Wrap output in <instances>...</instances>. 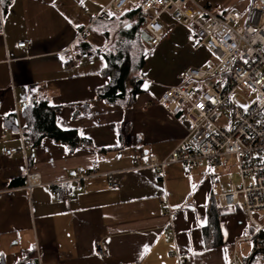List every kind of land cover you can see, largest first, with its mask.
I'll return each mask as SVG.
<instances>
[{
    "label": "crops",
    "instance_id": "crops-1",
    "mask_svg": "<svg viewBox=\"0 0 264 264\" xmlns=\"http://www.w3.org/2000/svg\"><path fill=\"white\" fill-rule=\"evenodd\" d=\"M110 1L12 0L4 13L0 264H229L235 252L244 263L260 248L255 249L243 208L218 206L214 186L220 176L203 165L190 170L179 163L163 170L141 166L150 156L166 158L190 129L182 112L171 113L158 98L166 88L182 84L190 66L212 57L197 46L188 26L163 14L165 34L150 46L141 91L132 100L105 101L98 94L109 82L103 74L105 59L80 56L73 46L83 35L93 41L103 37L89 27L91 17ZM201 1L217 12L244 14L255 3L264 5V0ZM147 21L148 17L145 26ZM25 40L29 44L19 47ZM170 59L178 64L168 65ZM33 96L61 106L58 125L77 130L83 138L75 149L45 137L26 158L20 153L5 155V147L21 145L22 110ZM9 116L15 117V128L13 122H5ZM138 153L141 160H136ZM27 169L40 174L41 185L26 188ZM79 169L91 175L81 178ZM111 179L121 186L110 189ZM213 194L222 213L223 243L218 246L207 245L205 238ZM163 195L172 208L175 237L167 233ZM248 241L253 242V253L241 259L240 252L250 250L242 248ZM98 244L104 253L97 251Z\"/></svg>",
    "mask_w": 264,
    "mask_h": 264
},
{
    "label": "built area",
    "instance_id": "built-area-1",
    "mask_svg": "<svg viewBox=\"0 0 264 264\" xmlns=\"http://www.w3.org/2000/svg\"><path fill=\"white\" fill-rule=\"evenodd\" d=\"M141 9L148 17L145 28L156 46L165 34L163 14L190 28L197 46L204 47L212 59L200 66H190L182 84L166 88L158 98L171 113L182 112L190 125L184 137L163 160L150 156L141 165L163 170L173 163L187 170L203 165L220 176L217 168H229L235 160L238 175L227 170L226 181L217 194L221 207L241 206L248 216L253 236L264 232V5L255 3L247 14L239 10L217 12L201 0H111L96 19L109 18L116 11ZM87 12H89L87 10ZM4 18L0 4V20ZM29 41H21L25 47ZM32 100L38 101L37 96ZM20 117V114L18 115ZM21 145L4 148L5 155L20 153L26 158L31 149L20 122ZM143 155L136 154V160ZM80 177L90 176L79 169ZM38 172L27 169L25 186L41 185ZM121 183L111 179L108 187ZM168 219L167 233L176 236L174 218L166 195L161 197ZM97 251L105 248L97 245ZM229 264H243L236 252Z\"/></svg>",
    "mask_w": 264,
    "mask_h": 264
},
{
    "label": "trees",
    "instance_id": "trees-1",
    "mask_svg": "<svg viewBox=\"0 0 264 264\" xmlns=\"http://www.w3.org/2000/svg\"><path fill=\"white\" fill-rule=\"evenodd\" d=\"M11 1L4 0L2 3L3 13L7 12ZM108 14L107 20L96 19L89 27V31L93 34L102 35L109 42L108 45L95 44L91 36L87 34L81 36L74 43L73 48L80 56H99L105 59L106 66L103 69V74L109 77V82L98 90V94L109 103H119L132 100L141 91L144 80L142 70L146 64L152 35L148 34L145 28L147 15L140 8L123 11L109 9ZM60 110L61 106L54 105L44 98H38V101L31 98V101L25 105L22 110L25 121L23 134L31 148H37L45 137L63 143L70 149H75L79 145L83 138L77 130L63 129L58 125L56 117ZM9 121L13 122L14 126L12 127L15 128V117L9 116L5 119V122ZM212 200L208 225L205 227V238L207 245L218 246L223 243V234L220 228L222 213L218 210L214 194ZM254 242L257 246L255 249L264 248V232L254 235ZM260 253L264 252L251 255L243 264H254ZM0 260L4 263V256L1 254Z\"/></svg>",
    "mask_w": 264,
    "mask_h": 264
},
{
    "label": "rangeland",
    "instance_id": "rangeland-1",
    "mask_svg": "<svg viewBox=\"0 0 264 264\" xmlns=\"http://www.w3.org/2000/svg\"><path fill=\"white\" fill-rule=\"evenodd\" d=\"M102 1H105V0H102ZM87 5H88V3H87ZM88 7L90 8V9H92L91 8V6L90 5H88ZM243 13H245V12H243ZM246 13H248V12H246ZM99 38H97V36H95L93 39H95L94 40V42H95V44H101V45H103V46H106V45H108V41L104 38V37H100V36H98ZM172 57H174V56H172ZM175 58V57H174ZM167 64L168 65H174V64H178V62H177V60L175 59V61H174V63H173V60L172 59H170V61H168L167 62ZM166 67H170V66H166ZM176 66H173L172 68H170V70H173L174 68H175ZM235 160H233L232 162H231V165H230V167L227 169V168H224V167H222V168H216L215 170L216 171H222V173L220 174V177H219V181L217 182V183H215V186H214V191H215V193H216V195L220 192V189H221V186L225 183V181H226V171L227 170H231V171H233L235 174H236V178H237V175H238V168H237V166L235 165V162H234ZM252 245H253V242L252 241H248V242H244L243 243V247L242 248H244V247H249L250 248V250H246V249H244V250H242V252H240V254H239V256H240V258L241 259H244L245 258V256L246 257H248L249 255H251L253 252V250H251L252 248ZM255 253V252H254ZM254 264H264V253H260V254H258V256L256 257V259H255V261H254Z\"/></svg>",
    "mask_w": 264,
    "mask_h": 264
},
{
    "label": "water",
    "instance_id": "water-1",
    "mask_svg": "<svg viewBox=\"0 0 264 264\" xmlns=\"http://www.w3.org/2000/svg\"><path fill=\"white\" fill-rule=\"evenodd\" d=\"M259 252H264V248H260L259 249Z\"/></svg>",
    "mask_w": 264,
    "mask_h": 264
},
{
    "label": "snow or ice",
    "instance_id": "snow-or-ice-1",
    "mask_svg": "<svg viewBox=\"0 0 264 264\" xmlns=\"http://www.w3.org/2000/svg\"><path fill=\"white\" fill-rule=\"evenodd\" d=\"M4 3V0H0V4Z\"/></svg>",
    "mask_w": 264,
    "mask_h": 264
}]
</instances>
